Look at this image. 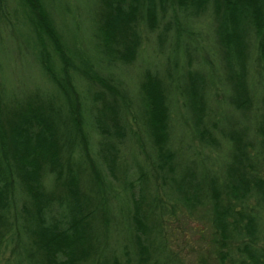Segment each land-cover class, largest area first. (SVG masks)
Masks as SVG:
<instances>
[{"label":"rangeland","instance_id":"obj_1","mask_svg":"<svg viewBox=\"0 0 264 264\" xmlns=\"http://www.w3.org/2000/svg\"><path fill=\"white\" fill-rule=\"evenodd\" d=\"M47 1L57 24L74 36L99 78L94 82L73 72L82 95L86 140L60 159L64 177L72 172L78 181L74 189L93 211L85 224L90 240L78 264H264V186H257L264 184V75L257 42L248 45V106L239 108L232 102L234 89L210 10L196 16L176 5L161 6L160 0L157 23L140 19L138 53L125 62L109 61L101 53L95 34L101 0ZM21 4L0 0V91L9 110L37 92L48 97L53 92L25 41ZM45 43L58 70L62 59ZM192 74L200 82L197 102L188 93ZM151 79L161 85L169 110L162 149L153 142L142 101ZM106 106L115 111L105 117L111 135L101 134L92 116L99 110L111 114ZM232 139L244 144L245 170L251 173L246 191L239 194L226 185L235 163ZM168 153L174 159L164 165L162 154ZM50 165L40 163L42 186L60 200L68 191ZM183 176L185 184L179 181ZM20 189L13 190L11 203L7 200L10 223L2 236L0 264H36L27 258L34 249L22 220L33 205ZM183 189L192 197L186 200ZM53 205L47 219L62 223L69 202ZM55 252H49L53 258ZM70 256L64 253L67 264Z\"/></svg>","mask_w":264,"mask_h":264},{"label":"trees","instance_id":"obj_2","mask_svg":"<svg viewBox=\"0 0 264 264\" xmlns=\"http://www.w3.org/2000/svg\"><path fill=\"white\" fill-rule=\"evenodd\" d=\"M21 1L27 21L24 23L28 30L25 41L44 69V74H47L53 85V92L49 97L46 93L37 92L16 107H12L9 101L12 107V110H9L6 108L7 97L0 91V248L4 230L6 232L10 223L7 217L15 195L13 190L21 188L33 205L32 211L25 210L26 218L21 217L34 249V252L27 254V258L33 259L36 264H67L66 261L70 258L65 261L63 258L64 253H69L72 257L71 264H78L82 258L80 254L90 240L86 234L85 224L93 211L74 189L75 182L78 181L71 177L72 172L68 173L67 178L64 177L65 169L60 159L62 153L72 152L81 139L86 140L82 95L73 81V72L80 73L94 82L99 81V78L92 73L91 62L79 48L74 36L65 33L57 24L47 0ZM159 1L101 0L99 7L102 10V19L101 23L95 21V34L104 57L109 61L134 60L141 43L137 25L140 19H146L152 25L157 23V9L161 2V6L166 3L176 5L196 16L210 10L216 21L218 40L224 49L227 76L234 89L232 102L239 108H246L248 45L252 39L258 44L264 75V0ZM45 40L54 46L60 60L62 59L63 63L58 70L50 57ZM199 84L196 75L192 74L188 93L195 102L202 96L201 88L198 89ZM142 101L153 142L162 149L168 138L169 110L161 85L157 81L151 79L145 85ZM106 110L111 109L106 106ZM114 112L111 110L109 114L99 110L92 115L101 134H112V125H107L105 117H111ZM262 121L264 122V118ZM260 134L263 137L264 151V123ZM232 141L235 148V163L229 169L226 185L233 194H239L246 191L251 173L245 170L248 159L244 153V144L236 139ZM162 155L166 157L164 165L172 163L174 158L171 153ZM40 163H50L49 167L55 177L58 179L62 177V184L68 191L64 198L55 200L45 194ZM186 179V176H183L179 181L185 184ZM257 186L260 188L264 184L258 182ZM187 192L190 194L187 189L182 191L186 200L192 197ZM66 201L69 202L67 218L62 223L60 219H55L56 222L48 221L46 214L51 212L53 204L57 202L62 205ZM225 218L227 219L226 215L220 219L223 227ZM54 249L56 251L54 256L58 260L49 253Z\"/></svg>","mask_w":264,"mask_h":264}]
</instances>
